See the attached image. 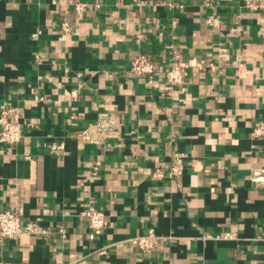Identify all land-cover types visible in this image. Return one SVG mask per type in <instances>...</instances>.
I'll return each instance as SVG.
<instances>
[{
	"label": "crops",
	"instance_id": "crops-1",
	"mask_svg": "<svg viewBox=\"0 0 264 264\" xmlns=\"http://www.w3.org/2000/svg\"><path fill=\"white\" fill-rule=\"evenodd\" d=\"M137 1L0 0V110L24 121L0 143V210L37 227L0 239V264H264V10ZM139 52L156 85L130 72ZM174 57L202 63L168 84ZM91 205L108 221L94 238ZM150 231L164 238L143 251Z\"/></svg>",
	"mask_w": 264,
	"mask_h": 264
},
{
	"label": "built area",
	"instance_id": "built-area-1",
	"mask_svg": "<svg viewBox=\"0 0 264 264\" xmlns=\"http://www.w3.org/2000/svg\"><path fill=\"white\" fill-rule=\"evenodd\" d=\"M140 5L142 1H137ZM244 6L250 10H264V0H244ZM85 5L82 3L76 4V10L78 12L84 11ZM206 23L210 25H217L218 19L214 17H208ZM62 28L65 31H69L70 27L67 22L62 24ZM141 37V35H140ZM201 60L197 58L180 59L174 57L170 64V68L166 72V82L168 84H182L186 81L189 70L193 67L200 66ZM160 63L153 55L149 53L139 52L135 54L131 59L130 72L136 77L147 78L149 83L156 85L153 82L154 74L159 68ZM23 115L18 108L11 104H6L1 107L0 110V143L4 145V151H12L15 149L24 134L23 129ZM112 124H109L108 119H103L99 126L103 129L111 128ZM264 134V122H258L253 131L252 136L260 137ZM81 136L85 139H89V135L84 131ZM53 152L57 153L60 145H50ZM184 153H174L170 160V177H177L183 173L184 170ZM161 175L160 173H156ZM82 215L87 220V224L91 229L89 234L90 238L96 237L102 233L107 227L108 221L103 211L96 209L94 206H90L87 210L82 212ZM37 227L34 223H24L15 210L5 209L0 210V239H15L22 233H36ZM46 232V231H43ZM164 237L157 235L154 231H150L146 235L137 237L134 241L143 251H152ZM105 251H101L104 253Z\"/></svg>",
	"mask_w": 264,
	"mask_h": 264
}]
</instances>
